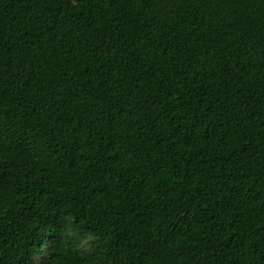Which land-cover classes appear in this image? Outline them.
I'll return each instance as SVG.
<instances>
[{"label":"trees","instance_id":"16d2710c","mask_svg":"<svg viewBox=\"0 0 264 264\" xmlns=\"http://www.w3.org/2000/svg\"><path fill=\"white\" fill-rule=\"evenodd\" d=\"M0 264H264V0H0Z\"/></svg>","mask_w":264,"mask_h":264},{"label":"rangeland","instance_id":"374dc122","mask_svg":"<svg viewBox=\"0 0 264 264\" xmlns=\"http://www.w3.org/2000/svg\"><path fill=\"white\" fill-rule=\"evenodd\" d=\"M85 247L87 246V242L84 243Z\"/></svg>","mask_w":264,"mask_h":264}]
</instances>
